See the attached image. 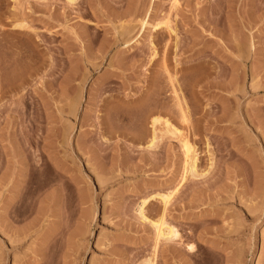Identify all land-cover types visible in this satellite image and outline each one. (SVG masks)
<instances>
[{
  "label": "rangeland",
  "instance_id": "rangeland-1",
  "mask_svg": "<svg viewBox=\"0 0 264 264\" xmlns=\"http://www.w3.org/2000/svg\"><path fill=\"white\" fill-rule=\"evenodd\" d=\"M176 189L157 264H264V0H0V264H141Z\"/></svg>",
  "mask_w": 264,
  "mask_h": 264
},
{
  "label": "bare ground",
  "instance_id": "bare-ground-1",
  "mask_svg": "<svg viewBox=\"0 0 264 264\" xmlns=\"http://www.w3.org/2000/svg\"><path fill=\"white\" fill-rule=\"evenodd\" d=\"M70 1L72 2L74 0H70ZM159 25H161V24H159ZM159 25H157V26L159 27ZM163 25H165L169 31H173V29H172L173 27H171L169 21L168 22L166 21L164 23L162 22V26ZM167 71H169V70H167ZM169 79L171 82H173L175 78L173 76H170ZM172 91H174V94L178 98L179 94H178V92L174 86H173ZM178 101H179V99H178ZM177 104H178V102H177ZM181 111H182V116H183L182 118H183V120H185V123H187L186 121H189L188 117H187V112L184 109H181ZM151 121H152V126H153V135L150 138V141L148 142L147 147L152 148V147H155V145H157L156 141L161 136H160V134H158V132H160V129L156 125L159 123L164 124V127L166 129V131L164 129V132L171 133V135H178L179 136L178 138L180 139V142L182 143V147L184 149V154H185V166L184 167L185 168L183 170L181 181L182 182L187 181V179H189L188 177L195 176L194 174H196V172H197L198 155H197L194 144L191 142V140L187 134L188 132H186L184 134L183 132H181V130L174 127L168 119H164V118L159 117V116L153 117ZM161 135H163V134H161ZM179 189L180 188H178V190ZM178 190L176 189L173 192L158 195L161 199V202L163 203V210L160 213V215H158L159 217H157V219L155 221H152V224L154 225L155 230H156V239H155L156 243H155V246L153 248L154 250H153V253L151 254V256L148 259H146L145 261H143V263H141V264H157V256H158V252H159L160 242L162 240H173V241H175V240H178V238H180L181 234H180L178 228L175 227L174 225H172L171 223H169L167 220L168 205L171 203V200L174 198L173 197V195H175L174 193H176ZM147 201L148 200H142V202L139 204V207L137 209L139 214L143 217H144V206L146 205V203H148ZM192 248H193V246H192ZM39 260L42 261V259H39Z\"/></svg>",
  "mask_w": 264,
  "mask_h": 264
}]
</instances>
